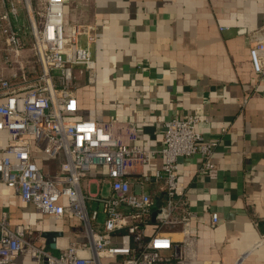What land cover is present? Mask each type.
<instances>
[{"label":"built area","instance_id":"obj_1","mask_svg":"<svg viewBox=\"0 0 264 264\" xmlns=\"http://www.w3.org/2000/svg\"><path fill=\"white\" fill-rule=\"evenodd\" d=\"M66 3L0 0V130L9 133V143L0 150V180L43 214H71L87 238L54 253L37 243L32 230L12 226L2 213L0 264L25 252L33 264L196 260L198 211L191 204V188L180 182V159L200 158L198 177L214 179L217 142L198 130L201 118L192 114L167 119L163 144L156 148L140 144L141 129L133 120L80 117L79 76L96 82L92 45L103 25L69 23ZM250 57L256 72L263 73L264 31L253 37ZM158 155L162 165L148 171ZM55 160L58 169L53 170ZM102 169L103 176L94 174ZM210 216L217 225L218 213Z\"/></svg>","mask_w":264,"mask_h":264},{"label":"crops","instance_id":"obj_2","mask_svg":"<svg viewBox=\"0 0 264 264\" xmlns=\"http://www.w3.org/2000/svg\"><path fill=\"white\" fill-rule=\"evenodd\" d=\"M66 13L69 23L103 25L92 45L96 82L79 76L80 117L133 120L140 144L156 148L167 119L192 114L217 142L214 179L198 177L200 158L180 159V182L198 211V257L176 264H235L243 255L241 264H264V72L250 57L253 37L264 31V0H67ZM8 143L0 130V150ZM162 163L153 157L148 171ZM210 212L218 213L215 226ZM2 213L54 253L87 238L71 214H43L0 180ZM33 263L25 252L10 264Z\"/></svg>","mask_w":264,"mask_h":264},{"label":"rangeland","instance_id":"obj_3","mask_svg":"<svg viewBox=\"0 0 264 264\" xmlns=\"http://www.w3.org/2000/svg\"><path fill=\"white\" fill-rule=\"evenodd\" d=\"M26 52H29L26 56H27L30 60H35V59H36V57H35L32 53H30V50H27ZM91 190H92L93 192H96V191H97V187L94 185V186L91 188ZM73 223L76 224L77 226L81 224V222H80L78 219H75V218H74V222H73Z\"/></svg>","mask_w":264,"mask_h":264},{"label":"water","instance_id":"obj_4","mask_svg":"<svg viewBox=\"0 0 264 264\" xmlns=\"http://www.w3.org/2000/svg\"><path fill=\"white\" fill-rule=\"evenodd\" d=\"M61 234V233H60ZM56 238H53V240H55ZM57 242V241H56ZM64 243V242H63ZM69 246V244L67 245L66 244V242H65V245H64V247H62V249H64V248H67Z\"/></svg>","mask_w":264,"mask_h":264}]
</instances>
